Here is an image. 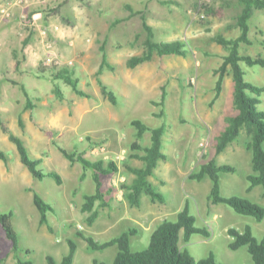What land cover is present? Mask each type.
I'll use <instances>...</instances> for the list:
<instances>
[{"label":"rangeland","instance_id":"1","mask_svg":"<svg viewBox=\"0 0 264 264\" xmlns=\"http://www.w3.org/2000/svg\"><path fill=\"white\" fill-rule=\"evenodd\" d=\"M32 2L33 9L41 8L42 0ZM127 4L144 13L154 29L155 40H184L188 43L189 56L156 54L152 61L129 68L127 61L144 52L147 33L141 15L112 27L117 19L129 16ZM240 11L236 0H59L58 12H45L32 28L20 25L17 12L0 24L3 28L15 20L20 40L17 44L30 36L29 44L15 51L20 62L17 69L25 77L0 79V116L24 140L32 157H44L39 168L56 170L63 177L61 185L52 178H34L21 163L16 146L0 128V149L9 155L7 165L0 159L3 164L0 166V213H13L19 242L16 254L0 225V264H18V259L47 264L48 255L61 262L70 250L68 239L77 244L74 264H92V259L113 264L118 247L91 250L79 232L105 242L135 228L138 234L132 238L131 250L144 251L156 227L164 220L176 221L187 203L196 218V227L205 228L209 236L194 234L188 242L182 238V249L196 260L213 254L222 264L253 263L246 247L231 249L234 238L228 230L243 231L249 225L260 239L264 237V220L258 222L225 204L210 203V178L199 181L190 177L210 159L218 164L234 165L236 173L220 174L222 195L245 198L264 207L263 186L249 190L251 183L247 176L253 169L247 132L243 131L225 152L218 156L215 152L216 138L226 127V117L234 114L235 109L231 74L225 76L222 92L216 98L217 70L227 51L213 39L219 34L227 38L239 36L234 24ZM250 27L253 43L242 44L240 52L264 57V11L255 12ZM103 44L113 69L104 67L100 77L115 92L117 105L103 95L97 83ZM48 58H53V64L47 66L73 71L79 79V88L91 97L78 96L60 80L64 99L59 100L49 75L42 76L38 69ZM241 66L249 82L264 86V68L245 63ZM5 74L11 77L6 71ZM11 81L26 87L33 109H26L24 92ZM6 86L11 87L6 90ZM164 88L166 101L158 105ZM262 99L260 108L264 111V94ZM134 120L151 128L166 125L163 151L167 159L159 163L149 178L164 197V203L143 194L140 203L133 205L128 198L129 191L122 188L135 179L126 163L144 167L143 161L131 157L135 153L144 154L131 148L137 139ZM54 142L69 152L85 151L90 160L115 161L119 166L118 172L103 177V191L110 188L114 191L106 195L108 206H97L99 215L93 224L88 223L89 214L82 209L85 196L95 192L92 174L85 172L79 163L71 164ZM141 143L144 147L151 145L150 132L144 134ZM34 193L54 208L48 214L52 230L40 224ZM65 197L67 204L63 202Z\"/></svg>","mask_w":264,"mask_h":264},{"label":"trees","instance_id":"2","mask_svg":"<svg viewBox=\"0 0 264 264\" xmlns=\"http://www.w3.org/2000/svg\"><path fill=\"white\" fill-rule=\"evenodd\" d=\"M241 7L240 13L235 18L234 27L239 30V36L236 38H227L222 34L214 37L215 43L221 45L227 51V55L223 57V63L217 70L218 80L216 83V98L222 92L223 82L225 76L229 73L232 75L234 90H233V105L235 113L226 117V127L217 136L215 144L216 155L225 152L229 145L238 140L243 131H246L250 137L247 142V148L252 152V169L253 173L247 176L251 183L249 190L251 191L256 186H263L264 188V111L261 110L260 105L263 102L262 96L264 94V86L249 82L246 79V73L241 66V63L246 65L260 66L264 68V57H252L244 55L240 52L242 44L250 45V20L256 11H264V0H236ZM168 4L171 1H163ZM126 9L129 16L126 19H117L112 27L119 23L131 19L134 16L141 15L143 26L147 33L144 41L145 50L141 55L133 56L127 61V66L134 69L146 62L153 60L157 54L159 56H182L188 57V43L184 40L174 41H157L155 40V32L152 26L147 22L144 13L136 11L127 4ZM39 9H33L29 16L31 17ZM59 6L50 12H58ZM212 11V10H210ZM30 42L28 36L23 43L26 47ZM264 44V41H262ZM102 63L97 71V83L100 86L101 92L109 101L117 105L118 100L114 91L101 79L104 67L112 70V65L108 62V55L106 53L105 44L101 45ZM20 62H17L19 65ZM19 66H17L18 68ZM39 72L42 76L49 75L50 80L54 85V94L59 100L64 99V94L60 88L58 81L62 80L69 85L72 90L81 97L90 98L91 95L79 88V79L74 76V72L67 67L58 68L57 66H47L41 63ZM45 74V75H44ZM15 85H20L26 97V109H33L34 104L26 90V87L16 81H11ZM167 97V91L164 88L161 94V102L158 105H164ZM19 124L23 127V120L19 117ZM132 125L137 129V139L132 143L133 151H142L144 154L135 153L131 157L139 159L144 162V167L136 168L126 163L125 167L135 175V179L131 185H122L123 189L129 191L128 198L133 205L140 203V198L143 194L150 196L154 201L164 203V197L158 191V188L149 181L159 163L167 159V155L163 151V137L166 133V125H161L156 128H151L140 120L132 121ZM0 128L6 134L9 140L16 146L19 153L21 163L28 169L30 174L39 180L45 178H52L58 185L63 183L62 175L56 171H44L39 168L44 162V157H32L24 140L13 133L7 123L0 116ZM151 133V145L144 147L141 143L144 134ZM54 145L60 153L71 163H79L83 170L90 171L92 179L95 184V193L87 194L83 204V212L88 213L87 221L93 224L98 218L99 212L97 206H108L106 195L111 194L114 190L110 188L106 192L103 191V177L116 173L119 166L115 161L106 162L105 160H90L86 157L85 151L69 152L61 147L57 142ZM0 159L6 164L9 163V155L0 149ZM237 168L234 165L218 164L215 159L203 163L200 169L191 174V179L203 180L206 177L212 181V189L209 196V201L212 204H225L231 207L236 213L246 216L254 217L256 221L262 222L264 220V207L253 203L241 197H225L221 193L220 174L221 173H236ZM85 174L83 175V177ZM34 204L40 212V224L46 225L49 230L52 227L49 225L48 214L54 212V208L47 203L41 196L34 193ZM13 213H0V225L3 229L5 237L12 243V250L14 253L19 252V242L17 233L13 226ZM196 218L191 215L190 207L187 203L185 208L178 213L176 221L164 220L153 231L150 237V244L144 251L133 252L131 250V241L134 236L138 234L135 228L129 229L119 237H115L109 241L99 242L94 237L79 232V236L85 240L88 247L94 251L105 250L110 247H118L119 252L115 257L113 264H222L217 261L213 254L208 257L196 260L188 251L181 248V240L185 242L190 241L192 235L202 234L206 237L209 232L205 228H198L195 225ZM230 236L234 241L230 244L232 250H239L246 247L248 253L251 255L252 264H264V237L257 238L251 226L247 225L243 231L235 228L228 230ZM70 246L69 253L64 256L61 262H58L53 256L48 255L47 264H74V258L77 251V244L74 240L68 239ZM18 264H32L30 260L18 259ZM93 264H105L99 260H94Z\"/></svg>","mask_w":264,"mask_h":264},{"label":"crops","instance_id":"3","mask_svg":"<svg viewBox=\"0 0 264 264\" xmlns=\"http://www.w3.org/2000/svg\"><path fill=\"white\" fill-rule=\"evenodd\" d=\"M17 26L15 24V20L10 21L5 25L3 28H0V79L2 80H17L18 78L22 77L24 78L23 72H19L17 69V62L18 60L15 57V51L20 50L23 46L24 41H21L19 43V38L17 36ZM21 45V46H19ZM26 50V49H25ZM4 56V57H2ZM7 68V70H5ZM5 71L7 75H10L11 77H6ZM26 83V81H24ZM11 86H6V90H8ZM16 88V86H15ZM4 165H7L3 161ZM2 162H0V166H2ZM95 193V192H94ZM60 194V193H59ZM67 197V196H66ZM65 197V200H63L64 204H67V199ZM153 233V232H152ZM151 233V234H152ZM77 254H75L76 257ZM92 259V264H93ZM74 263H76V260L74 258Z\"/></svg>","mask_w":264,"mask_h":264},{"label":"built area","instance_id":"4","mask_svg":"<svg viewBox=\"0 0 264 264\" xmlns=\"http://www.w3.org/2000/svg\"><path fill=\"white\" fill-rule=\"evenodd\" d=\"M32 5V0H6V2H0V24L10 20L13 14L17 12L20 25L32 28L36 26L39 19L43 18L45 12L48 13L59 6V0H42L41 8L30 17L29 13L33 10ZM48 64H53V58L47 59L46 65Z\"/></svg>","mask_w":264,"mask_h":264}]
</instances>
